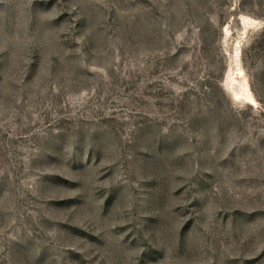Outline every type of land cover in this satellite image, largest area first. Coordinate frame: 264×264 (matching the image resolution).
<instances>
[{"label": "rangeland", "instance_id": "obj_1", "mask_svg": "<svg viewBox=\"0 0 264 264\" xmlns=\"http://www.w3.org/2000/svg\"><path fill=\"white\" fill-rule=\"evenodd\" d=\"M0 264H264V0H0Z\"/></svg>", "mask_w": 264, "mask_h": 264}, {"label": "bare ground", "instance_id": "obj_2", "mask_svg": "<svg viewBox=\"0 0 264 264\" xmlns=\"http://www.w3.org/2000/svg\"><path fill=\"white\" fill-rule=\"evenodd\" d=\"M238 74L240 75L241 72H239ZM245 91H246V97H247L250 101L254 102L253 96H252V94L250 93V91H248L247 89H246Z\"/></svg>", "mask_w": 264, "mask_h": 264}]
</instances>
